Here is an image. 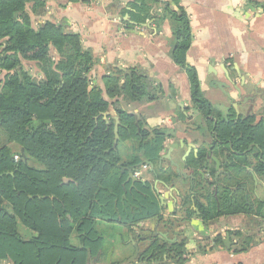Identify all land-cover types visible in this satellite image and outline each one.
<instances>
[{
	"label": "trees",
	"instance_id": "1",
	"mask_svg": "<svg viewBox=\"0 0 264 264\" xmlns=\"http://www.w3.org/2000/svg\"><path fill=\"white\" fill-rule=\"evenodd\" d=\"M45 3L0 0V129L21 150L0 147V262L87 264L103 243L98 220L132 230L146 219H162L151 184L125 183L127 170L122 168L157 163L168 136L165 128H149L143 118L116 107L115 140L114 120L108 117L106 122L102 114L110 99L153 101L164 91L137 67L113 68L102 78L103 90L93 86L89 72L94 58L79 35L51 21L33 25L30 13L39 14ZM135 9L138 19L148 17L143 3ZM165 10L177 23L172 60L187 74L193 109L204 120L209 147L228 174L219 178L224 186L216 195L208 191L203 201L185 199L192 201L202 221L241 213L254 217L264 233V202L248 188L250 169L264 181V115L226 116L204 97L195 67L186 62L190 28L185 13L181 7L178 12ZM23 61L32 62L38 74ZM125 141L133 144V154L123 159L118 144ZM205 151L200 149V160ZM14 154L19 156L16 161ZM19 223L31 231L29 237L19 233ZM228 233L235 237L230 247L234 252L250 247L251 236ZM201 241V251L210 242L212 247L222 245L221 235ZM184 244L152 236L136 257L147 264H182Z\"/></svg>",
	"mask_w": 264,
	"mask_h": 264
},
{
	"label": "crops",
	"instance_id": "2",
	"mask_svg": "<svg viewBox=\"0 0 264 264\" xmlns=\"http://www.w3.org/2000/svg\"><path fill=\"white\" fill-rule=\"evenodd\" d=\"M45 1L39 14L30 13L33 25L51 21L79 35L82 46L94 58L89 72L93 86L103 90L102 78L113 68L121 67L125 71L137 67L164 91L161 98L153 101L110 99L108 107L114 122L118 117L115 108L119 107L143 118L149 128L164 127L168 134L159 163L165 161L170 177L154 178L153 171L148 173L139 168L141 179L150 181L158 198L162 219H146L132 226V230L122 224L127 237L123 244L130 245L133 254L118 249L116 254L112 245L102 244L87 264H147L136 256L152 236L169 243L184 240L182 264H264V233L259 232L254 217L240 213L202 221L192 201L185 199L186 181L194 177L178 174L175 164L186 173V164L196 160L200 149L210 148V137L199 123L200 115L193 109L187 74L172 60L173 31L177 23L165 10L167 7L178 12L181 7L185 13L190 28L186 62L195 67L204 97L217 108L227 107L225 113L228 116L236 117V112L238 116L264 115V0ZM141 3L148 16L144 20L136 17L135 6ZM30 6L28 4L27 9ZM30 64L34 66L32 62ZM34 70L38 73L37 68ZM215 81L229 85L227 91L232 99L213 84ZM103 95L107 98L104 91ZM211 151L222 163L221 158ZM166 154L170 155L169 159L162 157ZM210 165L213 166V162ZM257 180L259 183L254 187V193L264 202V184ZM260 220L263 225L264 218ZM228 231L251 236L250 247L246 251L234 252L230 247H234L235 237L230 235V244L225 246L223 239ZM217 235H221L222 245L212 247L210 242L205 251L200 250L201 240Z\"/></svg>",
	"mask_w": 264,
	"mask_h": 264
},
{
	"label": "flooded vegetation",
	"instance_id": "3",
	"mask_svg": "<svg viewBox=\"0 0 264 264\" xmlns=\"http://www.w3.org/2000/svg\"><path fill=\"white\" fill-rule=\"evenodd\" d=\"M238 115H236V117H238ZM234 117H235V115H234ZM201 119H202V117H201ZM203 122H204V120H203ZM208 150H212V148L211 147L208 148V149L206 148L204 159L200 160L199 159V153H198L197 156H195V157H197L196 160L189 161L186 164L187 165L186 166L187 172L185 174L186 175L190 174V176L194 177V178H193V180L186 181V183H187V191L185 193V198H186V196H188V197L192 196V197H195V198L199 199L200 201H203L202 200V195H205L208 191H211V192L214 193V195H216L217 192H218V188L220 186H224V185L221 184V181H219V178L222 177V175H228V174L222 168V163L221 162H220V171H221V173L218 175L216 181L214 180V175L216 173V171H215V163L212 160H210V162H213V166H211L210 162H209L208 167H207L206 170L201 168L204 160L206 159V154H207ZM211 153H212V151H211ZM144 164L147 165V168L144 169V171L150 173L151 172L150 170H152L153 172H151V174L153 175L154 178H157V176H159L160 173L162 174V176H165V178H166L167 173H166L165 161L164 160H162L160 163H159V161L157 163H152V166L147 164V163H144ZM142 166H143V164L142 165H136L135 167H133V166H130V167L135 172V171L139 170V168L142 167ZM130 167H127V168L130 169ZM151 167H152V169H151ZM193 169H194V171H193ZM212 169L214 171L213 174L211 173ZM134 172H133V175H134ZM191 172H193V174H191ZM201 172H204V175H202ZM250 172L252 173V177H251V179H249L248 188H251V193H253L255 195L254 187H256L258 185V183H259V181L257 179H259L263 184H264V181L262 180V178L256 176L252 172L251 169H250ZM206 173H207V175L205 177ZM135 177L138 178V179H141V176H139V177L135 176ZM146 182L150 183V181H146ZM255 196L257 198H259L257 195H255ZM245 197L247 198V195H245Z\"/></svg>",
	"mask_w": 264,
	"mask_h": 264
},
{
	"label": "rangeland",
	"instance_id": "4",
	"mask_svg": "<svg viewBox=\"0 0 264 264\" xmlns=\"http://www.w3.org/2000/svg\"><path fill=\"white\" fill-rule=\"evenodd\" d=\"M24 67L28 68L31 70V72L34 73L35 67L31 65L28 62L23 61ZM38 74V73H37ZM199 123L202 125L203 130L206 131V128L204 127V122L202 119H199ZM201 127V129H202ZM6 146L7 148L11 149L12 151L21 153V150L19 146L13 142H9L6 139L5 134L3 131L0 129V147ZM118 150L120 155L122 156L123 159H126L127 157H130L133 154V144L129 141L121 142L118 144ZM31 164L33 162H30ZM18 231L23 237H29L31 234V231L23 227L20 223L18 224ZM96 228L99 232V234L103 238V245L104 246H111L115 248L116 254L117 249L121 251L122 253H132V247L128 245L126 247L124 243L125 240H127L126 237V231L124 230V227L122 224L117 223V222H108L104 220H98L96 224ZM129 237V235H128ZM73 243H76V240L73 238L72 239ZM126 247V248H125ZM111 249V248H110ZM131 254V256H132Z\"/></svg>",
	"mask_w": 264,
	"mask_h": 264
},
{
	"label": "water",
	"instance_id": "5",
	"mask_svg": "<svg viewBox=\"0 0 264 264\" xmlns=\"http://www.w3.org/2000/svg\"><path fill=\"white\" fill-rule=\"evenodd\" d=\"M120 68H121V67H120ZM121 69H123V68H121ZM213 84H214L215 86H217L222 92H224L225 95H226L229 99H232V98L230 97V93L227 91V89L229 88V85H228V84H226V83H224V82H219V81H215ZM234 107L237 108V104H235ZM218 109L222 111L223 115H226V116H227V113H225V112H227V109H228L227 107H225V106H220ZM236 114L238 115V112H236ZM102 115H103V118L106 119V122H107V118L110 117V112H109V110L107 109ZM114 119H115V122H114V135H115V140H116V139L118 138V125H119V118H118V117H115ZM169 151H170V148L167 150V153H168ZM162 157H165V158H168V159H169V158H170V155H169V154H166V156H162ZM210 160H212V161L215 163V171H216V173H215V175H214V180L216 181L218 175L221 173V171H220V161H219L215 156L212 155L211 150H208V151H207L206 159L204 160V162H203L201 168H203L204 170H206L207 167H208V164H209ZM146 163L152 166V163H151V162H148V161H147ZM118 166L120 167V164H119ZM175 167H176V172H177L178 174H181V175H183V176L186 175L184 171H181V170L179 169V166H178V165L175 164ZM151 169H152V167H151ZM124 170H127V177H126V179H125V183H126V182H130L131 186H132L135 182H141V183H143V184L146 183V180L138 179V178H136V177L133 175L134 170L131 169V167H130V169L127 168V167H126V168L123 167V168H122V172H123ZM151 171H152V170H151ZM201 174L204 175V172H201ZM63 181H67V179L65 178ZM158 234H159L160 236H162L163 238H166L164 234H162V233H158ZM223 243H224L225 246H228V245L230 244V242H229V234H226V235H225V238L223 239ZM136 249H137V248H136Z\"/></svg>",
	"mask_w": 264,
	"mask_h": 264
},
{
	"label": "built area",
	"instance_id": "6",
	"mask_svg": "<svg viewBox=\"0 0 264 264\" xmlns=\"http://www.w3.org/2000/svg\"><path fill=\"white\" fill-rule=\"evenodd\" d=\"M18 158H19L18 154H14L13 159L16 161V160H18ZM146 168H147V165L143 164L142 169H146ZM134 175L137 176V177L141 176L142 175L141 170L135 171ZM263 227H264V223H263Z\"/></svg>",
	"mask_w": 264,
	"mask_h": 264
}]
</instances>
